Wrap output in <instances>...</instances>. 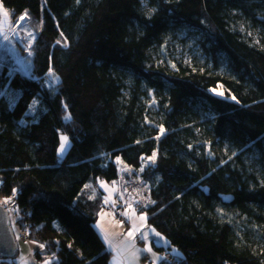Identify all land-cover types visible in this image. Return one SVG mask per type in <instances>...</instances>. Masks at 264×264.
Masks as SVG:
<instances>
[{"label":"trees","instance_id":"trees-1","mask_svg":"<svg viewBox=\"0 0 264 264\" xmlns=\"http://www.w3.org/2000/svg\"><path fill=\"white\" fill-rule=\"evenodd\" d=\"M0 1L16 18L28 13L36 31L29 47L22 33L15 40L28 75L0 40V195L28 216L23 226L44 245L40 258L111 264L94 228L99 182L132 194L114 160L140 169L155 153L139 176L149 203L134 207L169 242L173 260L163 264H264V248L237 233L243 226L264 244V48L253 41L264 36V0H151V10L144 0ZM178 32L192 34L217 70L157 64L166 36ZM50 70L59 83L47 88ZM219 84L233 99L211 93ZM205 113L212 139L258 163L201 152L183 123ZM57 133L70 140L61 160Z\"/></svg>","mask_w":264,"mask_h":264},{"label":"rangeland","instance_id":"rangeland-1","mask_svg":"<svg viewBox=\"0 0 264 264\" xmlns=\"http://www.w3.org/2000/svg\"><path fill=\"white\" fill-rule=\"evenodd\" d=\"M148 1L151 0H144V8L151 10L150 5L148 3ZM0 4L1 1H0ZM3 6V4H2ZM3 9L5 11L9 12V21L11 23V27L9 26V24H4L3 29L0 30L2 31L3 34H7L8 39H7V43L4 47H6L8 50H10L11 52L13 51V53L11 54L12 58L15 60H17V63L20 62L21 64H25L24 57L20 56L19 52H16L15 50V44L16 41L18 40L20 33L24 34V38H25V45L24 47H29L30 45H32L35 41V35H36V31L32 28L33 26V21L32 19H30L29 17L27 19L24 20L22 26H18L16 25L15 21H17L19 19L20 16H22L23 14H20L17 16H15V14L11 13V11L7 8L3 6ZM0 19H2V15H0ZM23 27V28H21ZM250 30V29H249ZM248 31V30H247ZM32 33L34 36V39L32 37H30L28 34ZM3 34H0V40L4 39ZM252 34V31H249V35ZM254 39L253 41H258L259 46L264 48V36L262 34H258V35H254ZM169 39V40H168ZM166 40H168V51L167 53H164L163 55H155L154 61L158 64L160 63L163 66H167L169 68L171 67H177V68H183V70H185L184 66L188 67L186 70H194L196 72H201V71H205V72H210L212 70H217L216 69V65L213 64V62L209 61L207 59V56L205 57L201 45L197 42L196 38L192 35V34H188L186 32H178V33H170L166 36ZM24 45V44H23ZM18 53V54H17ZM17 54V55H16ZM24 58V59H23ZM19 63V64H20ZM18 64V65H19ZM184 65V66H183ZM26 70L24 69H19V71L17 73H22L25 75H28L27 73V66L26 64L24 65ZM27 66V67H26ZM210 70H207V67ZM15 70H17L15 68ZM224 73V71H223ZM222 73V74H223ZM44 83H46V87L47 88H52L53 86H55L56 84H58V79L55 75H50L48 77V79H46V81H44ZM211 93L219 96L221 98H227V99H233L229 94V92L227 91V89L225 88L224 85L219 84L216 88H213L211 90ZM216 93H223V95H217ZM20 95L15 96L13 99H11L12 104L10 105V107L15 106V104L17 103V101L19 100ZM150 99V98H149ZM151 100V99H150ZM39 99L35 98L32 102H31V106L29 107V109L27 110V112L29 114L32 115V113L36 110L37 106L39 105ZM188 121L183 123V126L186 128H190V129H194L196 131V133H198V137L200 139H198L199 141V146H200V151H206V154L208 155H216V157L213 158H217L218 160H220L221 162H226V158L228 157V160H233L235 158H243L244 161H246L247 163L250 164H255L258 163L257 159L254 156H248L246 154L243 155L241 152H239L238 150L236 151L235 149H233V152L231 149H229L228 143H226L224 140H214L212 139V132H213V128H212V124L214 119L211 118L210 115H208L207 113L204 114V116L202 118H197L194 115H190V117H188ZM192 129V130H193ZM212 136H211V135ZM62 136H67V135H62V134H56V140H55V148L53 151V155L57 156L60 160L63 158V156L65 155L66 151L68 150V148L70 147V140H69V144L65 150V152L63 154L60 153V145H61V137ZM192 141V140H191ZM156 159V154L154 157V161ZM116 165L119 166V170L120 171H128V175L130 176V178H132V182L135 184V192H132V194H128L127 190L124 188L121 190V193L119 194V196L126 198L125 202H123L125 205V213L127 214L128 212L132 211H136L134 212L135 214H133V216L131 218L137 219L136 216L139 218L140 216H144L146 217V219L143 221L144 223H147V214L144 212L142 214L138 213L136 207L134 206H143V205H147L149 203V200L147 198V196H145L146 192L149 190V185L145 184L143 181L139 180V176L142 174L143 170L146 169L147 167L151 166L152 164H154L153 161V156L152 158L149 159H145L142 161V166L140 169H135L134 167H129L128 165H126L124 163V161L120 158V159H115L114 160ZM111 184H109L108 182H104L103 185L101 186L102 189L106 192V197L111 200L114 199L115 200V191L118 189V186H113L114 187V191H109ZM134 194V195H133ZM8 200V202L5 204L3 203V201ZM12 197H6V196H1L0 195V204H2L3 206H6L10 211V219L13 222L12 223V227L14 230V233L16 232V239L19 237V233L23 232L26 235V239L25 240H21L19 238V248L17 251V257L13 258L15 261L11 262V263H16L17 259H18V264H35L34 260H33V255L35 256V258H37V252L33 251V255L31 254V246L30 244L27 243V240L31 241L29 239V236L27 234L26 229H24L23 227V221L27 219V217L24 215V212L22 210H20L19 208H15L12 209L11 205L14 204V202H12ZM128 201V202H127ZM104 205V207H109V205L107 204V202L104 200V198H102L100 200L99 206ZM11 206V207H10ZM115 212H119V210L115 209ZM237 216H241L240 213H236ZM124 219L122 220V225L129 226L130 225V220L127 217H123ZM244 218V217H243ZM245 219V218H244ZM115 221V220H114ZM133 221V219L131 220V222ZM141 221V220H139ZM247 220H244V222ZM119 222V221H118ZM138 222V220L136 221ZM130 229H133V226H129ZM264 228V225L261 226V228ZM141 231L145 232V235L148 237L147 243H148V247L151 248L152 243L150 242L149 239V235H156V233H159L158 230H156V228L152 229H148L145 227V224L143 226L140 227ZM138 228V229H140ZM155 230V231H154ZM238 235L240 236V238H242L245 242V239L247 242L250 243H246V245H248L249 247H252L253 245H255L256 247H258L259 249H263L264 248V244H262L261 240L256 237V235L253 233H248L246 232V228L243 226H239L238 230H237ZM18 234V235H17ZM159 237L163 238V236L160 234ZM166 241V239H165ZM31 243L36 244L35 242L31 241ZM38 247H40V244H38ZM167 250V248H165ZM19 256V257H18ZM50 256V255H49ZM144 257L146 256L143 255ZM157 256H160V253L157 251ZM47 257V256H44ZM54 258V257H53ZM13 259L8 258L7 260L11 261ZM55 259V258H54ZM143 260L148 261L147 258H142ZM168 259V258H167ZM56 260V259H55ZM170 260V259H169ZM49 262V264H51L52 259L46 258L43 260H40L38 264H45V262ZM7 263V262H6ZM5 263V264H6ZM9 264V263H7Z\"/></svg>","mask_w":264,"mask_h":264},{"label":"crops","instance_id":"crops-1","mask_svg":"<svg viewBox=\"0 0 264 264\" xmlns=\"http://www.w3.org/2000/svg\"><path fill=\"white\" fill-rule=\"evenodd\" d=\"M106 181H100L99 182V187H101L103 185V183ZM111 184V188L109 191H114V187L113 186H118V189L115 191V200L111 199L109 200L106 197V192L104 191L105 195H104V200L107 202V204L109 205V207H103L101 206V213L99 214V216L97 217V221L94 224V228L95 230H97L100 238L102 241H104L106 249L108 251H111L112 255H111V264H163L165 262H167L169 259H167V253L169 251L168 245L169 242L164 238H161L157 235H149V239L150 242L152 243L151 245V252L147 251L146 249L149 248L148 247V243L147 240H145L142 236L141 233H144L143 231H141V226H143L145 224V227L148 229H152L148 222L144 223L143 221H139L138 217L136 216L137 219L131 218L133 216V214H135L133 210L128 212L127 214L125 213V205H123L125 202V196H119V194L121 193V189L120 186L117 183H109ZM102 188V187H101ZM6 208V207H5ZM116 210L120 211L121 216H117ZM7 210V209H6ZM9 213V212H8ZM139 213V212H138ZM11 213H9L10 215ZM142 214V213H140ZM127 217L130 220V225L129 226H133V223L136 224L138 231H135L133 233L132 237H129L127 234L129 231H132V229H130L129 226L122 225V220L124 219L123 217ZM133 219V221L131 222V220ZM115 220V221H114ZM138 220V222H136ZM119 221V222H118ZM148 221V219H147ZM12 224V221H11ZM13 228V227H12ZM15 228L13 229L14 232ZM155 231V230H154ZM16 235V232L14 233ZM107 236L108 240L110 241V244L108 242L105 241L104 237ZM27 243L30 244L31 246V254L33 255V251L37 252V254H41L43 252V248H39L38 244H33L31 243V241L27 240ZM131 244L135 245V249H139V251L135 252V255L133 256V251L134 249L132 247H130ZM42 245V244H40ZM162 248L164 249L162 252L160 250H158V248ZM167 248V250L165 249ZM157 251L160 253V256H157ZM173 253V252H172ZM18 254V253H17ZM146 256L144 257L143 255ZM174 256H176L175 254H173ZM19 257V256H18ZM51 258L52 262L55 261V259L53 258V256H47V257H42L40 258L39 256H37V258H35V256L33 255V260L35 262V264H38L40 260L46 259V258ZM16 258V257H15ZM142 258H147L148 261L145 262V260H143ZM2 259V258H0ZM8 259V258H6ZM5 259V260H6ZM170 261V260H169ZM51 262V264H52ZM13 264H18V259L16 263Z\"/></svg>","mask_w":264,"mask_h":264},{"label":"snow or ice","instance_id":"snow-or-ice-1","mask_svg":"<svg viewBox=\"0 0 264 264\" xmlns=\"http://www.w3.org/2000/svg\"><path fill=\"white\" fill-rule=\"evenodd\" d=\"M0 15H2V19H0V30L3 29L4 24H9V26L11 27L12 25H11V23H10V21H9V12H8V11H5V10L3 9L2 4H0ZM27 18H28V13L25 12L22 16L19 17V19H18L17 21H15L16 25H18V26H22L24 20L27 19ZM0 34H3L2 31H0ZM28 35L34 39V36H33L32 33H29ZM61 35H63V34L61 33ZM3 36H4V39H5V40L8 39L7 34H3ZM57 43L59 44L60 41L58 40ZM29 55H31V53H29ZM49 74H50V75H54V74L51 72V70H50V73H49ZM216 94H217V95H223V93H216ZM68 144H69V138H68L67 136H62V137H61L60 150H59L61 154H63V153L65 152V150H66ZM154 157H155V153H153V161H154ZM15 191H16V190L14 189L13 192L15 193ZM7 202H8L7 199H6L5 201H3V203H5V204H6ZM138 219L141 220V221H144V220L146 219V217H144V216H140ZM135 231H138V228H137L136 224L133 223V229H132V231H129L127 235H128L129 237H132V236H133V233H134ZM156 235L159 236L160 234H159V233H156ZM141 236H142L145 240L148 239V237H147L144 233H141ZM104 239H105L106 242H108V243L110 244V241L108 240V237H107V236H105ZM40 247L43 248L44 245H40ZM130 247H132V248L134 249V251H133V253H132L133 256H134V255H135V252H136V251H139V249H135V245H134V244H131ZM146 250L149 251V252H151V248H147ZM45 264H49V262L46 261Z\"/></svg>","mask_w":264,"mask_h":264},{"label":"water","instance_id":"water-1","mask_svg":"<svg viewBox=\"0 0 264 264\" xmlns=\"http://www.w3.org/2000/svg\"><path fill=\"white\" fill-rule=\"evenodd\" d=\"M19 245L13 232L11 219L5 206L0 204V258L17 257Z\"/></svg>","mask_w":264,"mask_h":264},{"label":"built area","instance_id":"built-area-1","mask_svg":"<svg viewBox=\"0 0 264 264\" xmlns=\"http://www.w3.org/2000/svg\"><path fill=\"white\" fill-rule=\"evenodd\" d=\"M4 43H1L0 44V47L3 45ZM20 63V62H19ZM11 206H13V207H11ZM10 207L12 208V209H14L15 210V208H16V205L15 204H13V205H11ZM6 207V206H5ZM6 209H7V211L9 212L10 210L6 207ZM10 213V212H9ZM117 214V216H119V212H117L116 213ZM25 221V220H24ZM13 223V222H12ZM25 226H26V224H25ZM24 229H25V227H23ZM18 235V234H17ZM19 238L21 239V240H25L26 239V235L23 233V232H20L19 233V237L17 238L18 240H19ZM167 258L168 259H170V261H172L173 260V256H172V254L171 253H167ZM0 264H5L4 262H0ZM7 264V263H6Z\"/></svg>","mask_w":264,"mask_h":264},{"label":"clouds","instance_id":"clouds-1","mask_svg":"<svg viewBox=\"0 0 264 264\" xmlns=\"http://www.w3.org/2000/svg\"><path fill=\"white\" fill-rule=\"evenodd\" d=\"M116 213H117V212H116ZM119 216H121V214H120V213H119ZM119 216H118V217H119ZM16 240H17V239H16ZM17 242H19V241L17 240Z\"/></svg>","mask_w":264,"mask_h":264}]
</instances>
